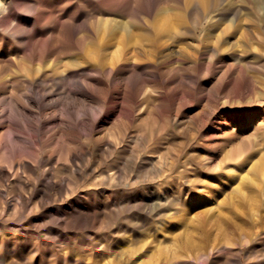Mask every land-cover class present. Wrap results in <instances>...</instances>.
<instances>
[{
  "label": "rangeland",
  "instance_id": "obj_1",
  "mask_svg": "<svg viewBox=\"0 0 264 264\" xmlns=\"http://www.w3.org/2000/svg\"><path fill=\"white\" fill-rule=\"evenodd\" d=\"M103 31L116 37L105 59L125 39L110 64L89 55ZM84 76L94 125L76 136L58 118ZM30 85L28 113L57 119L24 159L37 152L40 172L49 154L53 165L78 144L85 155L80 176L0 177V264H264V0H157L149 14L0 0V121ZM44 92L52 102L36 108ZM9 131L0 124L1 144ZM76 199L80 213L65 208Z\"/></svg>",
  "mask_w": 264,
  "mask_h": 264
},
{
  "label": "bare ground",
  "instance_id": "obj_2",
  "mask_svg": "<svg viewBox=\"0 0 264 264\" xmlns=\"http://www.w3.org/2000/svg\"><path fill=\"white\" fill-rule=\"evenodd\" d=\"M111 1H114L117 7H119L123 11H128L129 13H132V14H139V13L149 14L153 10L154 4L157 0H111ZM120 37L121 38H117L115 42H113V44L117 45L116 50L112 51V53L110 52L111 56L109 59H105L106 53L102 52L105 42L107 40H111L112 38H116V37L115 36L107 37L106 32L103 31V33L101 34L99 38L91 42V45L89 48V55L95 58L96 60L101 59V62L104 64L106 63L110 64L112 63V61L113 62L118 61L120 58L119 51L123 48V45L125 43L124 36L121 35ZM124 60L125 62L123 63L125 65H130L129 57H126V59ZM96 71L99 72V69ZM105 71H107V74H109L111 73L112 68L107 67ZM120 73H123V72H120ZM86 79H87V76L86 77L84 76L83 78L80 77L79 80L73 79L72 81L73 96L71 98V101L63 102L62 112L60 114V118H58L60 120L59 124H61L65 128L72 129L73 132L76 133V134L74 133L76 136L79 135L81 132L83 133V130L86 129L88 126L93 127L94 125L93 121L88 120L86 118V110L84 108V98H85L86 93H88V87H87L88 84L86 82ZM35 92L39 93L40 91L37 90V88L34 87V85L33 86L30 85L28 94L26 93L24 95V97L27 100L26 102H23V101L21 102L17 100L16 98H13L8 103L7 107H4V109L2 110L3 118L0 121V124L9 127L12 131H9L10 133L8 134L7 142L5 144L0 143L1 152L3 151L6 155H8L11 158L8 165H0V177L2 178V177H8V176H16V174L19 171L26 173L27 174L26 176H57L55 173L57 169H59L60 171H64V172L67 171L70 176H80V170H81L80 165L83 161L85 150H84V147L79 144L76 147H72L73 149L71 148L69 151H67L63 157L59 156V158L56 159V162L54 165L51 164L53 161L51 154L47 155L43 162V164L45 165L43 166V168L40 169V172H38L40 163H39L37 152H35L36 154L34 156V159L32 160L24 159L23 150L24 148H27V151H31L29 150L30 146H32L31 148L33 149L34 147L33 140L38 135V132L40 129L39 127L41 126V124L43 123L44 125L45 124L50 125L52 123H55L57 119L54 115L36 116V115H33L32 111L28 113V104L26 103H29L31 102V100H33L31 93L34 94ZM49 95H50L49 92H46V93L44 92L40 94L39 98L35 100L36 108L38 107L39 109H42L50 105L52 100L51 99L48 100ZM99 100L100 102H102L101 104H99V106L100 107L104 106L106 99L99 98ZM112 103H113L112 105L115 104L114 101H112ZM19 116H23L22 122L19 119ZM22 125L28 126L35 133L31 139L23 138V136H21L17 132L16 128ZM14 167H16L15 170H14ZM11 171H13V173H11ZM54 183L55 181L51 177H48L42 180L43 187L52 186L54 185ZM260 186H263L262 188H264V180ZM122 203H123L122 207L124 208L125 206L128 205L129 200L124 199ZM93 206L94 208L98 207V205L96 204ZM42 207L43 209H46L47 206L45 204H42ZM68 207L73 212L80 213V209H83L85 207V203H82L81 201L76 199L70 205L67 204L65 208H68ZM64 213H66L65 210L61 211V214H64ZM1 220L2 219L0 218V227L2 225ZM241 232H243V230ZM215 245L216 244L213 243L211 247H214ZM207 247H208V244L206 242V239L204 240V238H202L201 243L197 247V252L198 253L201 252L200 255H205Z\"/></svg>",
  "mask_w": 264,
  "mask_h": 264
}]
</instances>
